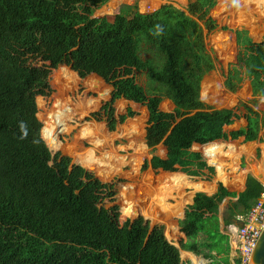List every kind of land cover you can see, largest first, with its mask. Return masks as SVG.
Returning <instances> with one entry per match:
<instances>
[{
  "label": "trees",
  "instance_id": "16d2710c",
  "mask_svg": "<svg viewBox=\"0 0 264 264\" xmlns=\"http://www.w3.org/2000/svg\"><path fill=\"white\" fill-rule=\"evenodd\" d=\"M259 1L263 6L264 0ZM108 2L0 0V264H188L182 260V250L212 259L213 264H231L220 205L230 198L224 225H235L237 217L247 215L264 193L262 182L249 173L240 193L229 191L223 183L213 194L196 193L179 220L185 235L180 247L167 238L163 226L152 228L142 216L130 222L139 213L133 214L138 207L130 200L129 184L119 187L117 195L122 214L130 216L120 224L117 213L99 208L106 182L68 156L51 164V152L40 146L41 134L57 140L64 125L59 120L47 123L51 113L44 127L39 120L37 97L51 94L50 71L30 66V59L44 56L65 62L81 76L94 62L96 74L113 91L90 119L101 121L103 116L108 129L115 131L118 124L136 115L129 107L116 116L117 100L126 97L145 106V141L152 155L145 167L166 169L170 163L177 165L173 170L211 180L215 170L201 152L193 150L194 145H204L214 163V146H224L215 141L261 139L264 111L258 106L264 97V45L255 43L245 29L233 30L239 52L228 67L224 85L236 91L247 78L253 97L233 108H216L201 98L203 78L215 68L204 34L205 29L218 28L209 17V0H195L184 10L163 4L149 13L123 5L113 20L94 17ZM141 2L147 8V0ZM143 53L149 57L143 58ZM136 72L145 73L147 86L138 83ZM164 99L173 103L172 111L161 109ZM53 113L67 116L61 107ZM241 118L246 125L227 133L225 127ZM135 121L142 122L139 117ZM66 128L68 132V124ZM42 145L66 153L45 139ZM160 145L167 149L165 159L157 154ZM185 174H170L169 181L184 186L188 184ZM160 203L166 215H182V205L166 206L162 199ZM150 208L143 206V213L155 218ZM169 224L172 236L180 232L176 224Z\"/></svg>",
  "mask_w": 264,
  "mask_h": 264
},
{
  "label": "rangeland",
  "instance_id": "374dc122",
  "mask_svg": "<svg viewBox=\"0 0 264 264\" xmlns=\"http://www.w3.org/2000/svg\"><path fill=\"white\" fill-rule=\"evenodd\" d=\"M194 1L195 0H147L151 5L148 4L146 5L147 8H143L141 0H109L105 6L95 11L94 17H106L108 20H113L115 15L119 12L120 7L123 5L135 7L142 13L153 12L159 9L163 4L168 3L184 10L190 2ZM258 2L260 1L209 0L208 2L209 17H212L218 25L216 29L204 30L207 47L212 51L215 58V68L204 76L201 87V98L208 105L216 108H233L238 106L240 101H249L253 97L252 84L247 78H244L240 88L236 91L228 90L224 82L226 80L228 67L231 63H235L239 52L233 30L245 29L255 43L264 45V5H259ZM109 5L112 7V10L110 9L111 11L108 10ZM223 27H227L228 30H223ZM222 38L227 39V41L225 43L222 42ZM142 57L148 58L149 54L143 53ZM30 66L45 68L50 71L49 84L51 86V94L49 96L37 97L38 118L43 123V127L47 121V115L50 113L47 123L49 121L53 123L59 120L60 123L64 125L57 140H48L41 134L42 141L40 142V146L44 150L51 152L54 158L51 164L58 163L60 158L64 156H68L72 163L79 164L75 161L74 153L83 150H89L87 151V156L91 155V152L94 153L96 150L102 152L97 153L98 156L107 153L108 155L105 156L108 157L112 163L120 164L118 172L112 175H105L107 171L105 166H100L96 169H89L86 167L96 174L99 181L103 184L104 182L107 183L103 189L104 198L99 204L100 210L109 214L117 213L120 224H125L126 218L130 216L122 214V206L119 204L120 200L117 195L119 193V187L124 184H129L133 194V196L131 194L130 200H134L136 204L135 207H138L133 214L139 213L134 218H130V222L142 216L145 220L150 222L152 228L155 226H163L167 238L180 246V241L184 239L185 235H183L179 229L180 233H178V236H172L171 232H169L171 229L169 222H173L179 227V220L182 219L187 206L193 203V198L196 193L204 192L213 194L216 192H213L214 186L218 188L219 183H223L229 191L241 192V179H244L249 173L252 174V172L257 174L259 171L258 165H261V168L264 165V163L260 164V161L264 159L263 129L260 134L261 139L258 141L248 142L243 138H229L226 141H215L220 142L224 147L223 153L218 155L214 163H210L209 157L204 152V145H194L193 150L201 152L207 160L208 165L215 170L211 180H205V178L198 177L194 173L188 175L173 170L177 165L170 163L166 169H157L150 165L145 167V162L149 163L152 158L145 141L148 121V112L145 106L137 104L126 97L117 100L114 104L116 116L124 114L129 107L136 112V115L133 118L127 119L125 123L118 124L115 131H110L103 116L101 121L90 119L93 113L99 112L103 105L110 100L113 91V87L96 74V65L94 62L89 64L88 71L83 76L79 75L76 70H73L72 67L65 62L56 63L44 56H32L30 59ZM65 67L69 68L68 72L58 73L60 70H64ZM135 74L138 83L147 86L148 81L145 73L136 72ZM59 107L64 110L67 116L53 113L57 111ZM160 107L163 111H172L174 105L170 100L164 99ZM258 108L264 111V97L261 98ZM240 110L244 112L242 108H240ZM137 117L141 119V123L135 121ZM66 124L70 127L68 132H65L67 129ZM245 125L246 120L241 118L230 122L225 127V130L227 133H230ZM81 135L86 140L82 139ZM43 138L51 146L61 148L66 153L61 150L45 149L42 145ZM247 143L252 144L251 147H246L247 149L245 148L246 150L242 151L241 148ZM82 145L86 147L79 150ZM127 145L130 147L128 148ZM231 146L235 148V151L230 150ZM66 147L69 148L70 151H68ZM58 151L61 153H58ZM157 154L165 159L167 154L166 147L160 145L157 149ZM135 156L140 159L138 169L137 164H135L137 162L133 161V159L136 158ZM217 160L225 164L226 176L230 179L233 178L232 186H227L224 183L227 178L222 180L218 177L215 167ZM236 165L239 167L238 171L234 169ZM174 173L185 174L188 177V179H186L188 184L181 187L172 184L169 181V176ZM195 183H206L210 186L211 190H198L194 186H191ZM160 199H162L163 204L166 206L182 205V215H166L161 206ZM191 199L192 202L189 203ZM229 202L230 198H226L221 203L219 209L222 229L223 232L226 233H232L234 227L238 224L237 222L235 225L232 224L228 227L224 225V216ZM143 206L144 208L151 206V214L155 218L146 216L143 213ZM181 252L183 253L182 260L188 262V264H193V256L203 259L205 264L214 263L212 259L197 256L183 250Z\"/></svg>",
  "mask_w": 264,
  "mask_h": 264
},
{
  "label": "built area",
  "instance_id": "2783aa9c",
  "mask_svg": "<svg viewBox=\"0 0 264 264\" xmlns=\"http://www.w3.org/2000/svg\"><path fill=\"white\" fill-rule=\"evenodd\" d=\"M264 185V180L261 181ZM238 224L229 236L231 264H250L257 240L264 229V193L247 215L237 217Z\"/></svg>",
  "mask_w": 264,
  "mask_h": 264
},
{
  "label": "bare ground",
  "instance_id": "6f19581e",
  "mask_svg": "<svg viewBox=\"0 0 264 264\" xmlns=\"http://www.w3.org/2000/svg\"><path fill=\"white\" fill-rule=\"evenodd\" d=\"M111 8L112 7L109 5L108 6V10H110ZM87 151H89V150H87ZM87 151L80 152V153H76L75 154V161L77 163H79V164H81V165L89 168V169H96V168H98L100 166H105L107 168V171H106L105 175H112L114 173L116 174L118 172V170L120 169V164H114V163H112L110 161V159L105 156V155H108L107 153L100 154V156H101L100 157V156H98V154L96 152L93 151L94 153L91 152V155H88L87 156L86 155L87 154ZM135 157L136 158L133 159V161L134 162H137L135 164H137V169H138V167L140 165V159L137 156H135ZM215 166H217V169L219 170L220 174L222 176H224V167H225V164L222 161H219V162L216 163ZM192 263L193 264H205V262H204L203 259L198 258V257H195V256L192 257Z\"/></svg>",
  "mask_w": 264,
  "mask_h": 264
},
{
  "label": "crops",
  "instance_id": "0c3cea01",
  "mask_svg": "<svg viewBox=\"0 0 264 264\" xmlns=\"http://www.w3.org/2000/svg\"><path fill=\"white\" fill-rule=\"evenodd\" d=\"M150 4V3H149ZM151 5V4H150ZM105 6V5H104ZM222 40V42H226L227 41V39H224V38H222L221 39ZM252 145V144H251ZM251 145H249V146H247L248 148H250L251 147ZM223 147L224 146H222V145H220V144H217V145H215L214 146V162H215V159H217V157H218V155H220V154H222L223 153ZM246 148V147H245ZM245 148H243L242 149V151H245L246 149ZM263 155H264V151H263ZM264 159H262L261 161H260V164H262V163H264V161H263ZM217 162H219V160H217ZM216 162V163H217ZM215 163V164H216ZM258 168H259V171H258V173L257 174H255L254 172H252V174L255 176V177H257L260 181H262V180H264V165L262 166V168H261V165H258ZM216 169H217V166H216ZM234 169L236 170V171H238V169H239V167L236 165L235 167H234ZM217 175H218V177H220L222 180H225L226 178V180L224 181V183L227 185V186H231L232 185V183H233V178H228L227 176H226V172H225V167H224V176H222L221 174H220V172H219V170L217 169ZM247 176H245L244 177V179H243V181H242V185L243 186H240L241 187V192L242 191H244L245 190V188H246V183H247ZM228 179H229V183H228ZM172 184H174V185H177L178 187H181V186H183L182 185V183H177V182H172ZM195 188L196 189H198V190H205V191H208V190H211L210 189V186L208 185V184H204V183H200V184H198V185H196L195 186ZM214 191H217V188L214 186V190H213V192ZM238 193H240V192H238ZM184 216V215H183ZM180 229V228H179ZM180 233V232H179ZM182 233V232H181ZM183 234V233H182ZM184 235V234H183ZM176 236H178V234H176ZM184 239H185V237H184ZM182 240V239H181ZM176 244V243H175ZM177 245V244H176Z\"/></svg>",
  "mask_w": 264,
  "mask_h": 264
},
{
  "label": "water",
  "instance_id": "95a60500",
  "mask_svg": "<svg viewBox=\"0 0 264 264\" xmlns=\"http://www.w3.org/2000/svg\"><path fill=\"white\" fill-rule=\"evenodd\" d=\"M184 217H185V212H184V216L182 217V219ZM177 246L180 247L179 245ZM181 257H182V254H181ZM250 264H264V229L262 230L260 237L254 246V249L251 255Z\"/></svg>",
  "mask_w": 264,
  "mask_h": 264
}]
</instances>
